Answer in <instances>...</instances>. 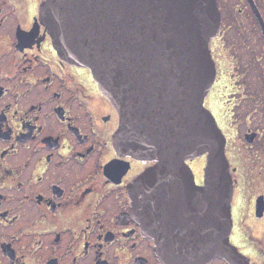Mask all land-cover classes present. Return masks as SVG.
Masks as SVG:
<instances>
[{"label": "flooded vegetation", "instance_id": "1", "mask_svg": "<svg viewBox=\"0 0 264 264\" xmlns=\"http://www.w3.org/2000/svg\"><path fill=\"white\" fill-rule=\"evenodd\" d=\"M43 1L0 0V264H168V225L188 215L183 230L211 233L209 206L195 199L184 205L175 189H166V170L156 169L157 158H136L118 148L117 110L88 69L60 58L39 17ZM252 1L264 22V0ZM237 4L264 52L250 4ZM216 5L221 24L209 44L216 76L203 105L225 127L222 117L237 115L223 108L247 90L241 85L231 92L228 69L220 66L217 44L226 22L235 19L225 16L223 6L220 11L219 0ZM238 91L240 99L231 101ZM214 107L223 115L216 117ZM248 132L258 136L249 125L243 137ZM225 138L233 186L228 241L241 258L215 255L197 264H264V187L246 177L241 157L234 164ZM205 160L185 161L195 189L204 184ZM147 170L154 176L144 186L135 184ZM199 208L197 221L208 229L191 227ZM167 217L174 220L166 225Z\"/></svg>", "mask_w": 264, "mask_h": 264}, {"label": "water", "instance_id": "2", "mask_svg": "<svg viewBox=\"0 0 264 264\" xmlns=\"http://www.w3.org/2000/svg\"><path fill=\"white\" fill-rule=\"evenodd\" d=\"M247 1L264 38V22ZM39 17L60 58L88 69L117 110L118 148L157 158L166 189H175L184 205L195 199L209 206L211 233L183 230L188 215L166 218V225L174 220L166 231V262L240 259L228 241L233 186L226 138L203 105L216 76L209 49L221 21L216 0H44ZM255 137L244 135L247 143ZM202 155L204 184L195 189L185 161ZM153 174L145 171L135 184L144 186ZM199 216L200 208L191 227L207 228Z\"/></svg>", "mask_w": 264, "mask_h": 264}, {"label": "rangeland", "instance_id": "3", "mask_svg": "<svg viewBox=\"0 0 264 264\" xmlns=\"http://www.w3.org/2000/svg\"><path fill=\"white\" fill-rule=\"evenodd\" d=\"M238 0H219V8L225 16L234 14L235 23H228L221 29L222 40L218 41L217 57L220 60L223 71L227 70L228 78L232 80L231 87L234 90H242L244 86L247 93L246 97H242L237 103H231L224 107V113L228 116L222 117L221 123L219 119V128L226 135L230 154L235 156L232 161L237 165L240 161L239 157L247 164L246 170L249 172L250 179L257 181L264 187V52L257 39V35L252 31V27L244 12L241 14L236 10L235 6ZM237 11V12H236ZM237 79V80H236ZM242 85V86H241ZM240 91L234 98L230 94L231 101L240 99ZM236 92V91H235ZM237 104L235 107L233 105ZM213 112L217 117L221 113L218 107L213 108ZM223 113H221V116ZM249 117V118H248ZM249 122V123H248ZM251 126L258 133L250 148L245 149L247 143L243 137V132L247 126ZM257 135V134H256ZM203 156V155H202ZM200 157V156H199ZM238 157V158H236ZM239 161V162H238ZM246 173V172H244ZM247 174V173H246ZM248 175V174H247ZM259 189L257 185L256 190Z\"/></svg>", "mask_w": 264, "mask_h": 264}]
</instances>
